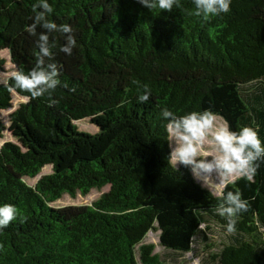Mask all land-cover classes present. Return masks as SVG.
<instances>
[{"label": "trees", "instance_id": "1", "mask_svg": "<svg viewBox=\"0 0 264 264\" xmlns=\"http://www.w3.org/2000/svg\"><path fill=\"white\" fill-rule=\"evenodd\" d=\"M35 3L0 0V70L5 50L16 72L35 67L47 31L32 32ZM49 3L48 19L70 24L77 46L69 56L60 51L64 34L49 33L55 46L44 67L60 69L51 93L34 98L14 76L0 85V139L6 130L14 138L0 147V204L26 218L0 231V264H264V161L251 179L225 184L221 193L239 191L248 201L228 232L217 212L222 195L169 163L161 115L209 110L264 141V0H232L228 13L207 21L188 14L193 0L171 12L138 0ZM14 93L27 102L7 126L1 111L12 108ZM46 166L50 174L27 184ZM106 186L90 205L52 206ZM153 231L160 253L145 242Z\"/></svg>", "mask_w": 264, "mask_h": 264}, {"label": "clouds", "instance_id": "2", "mask_svg": "<svg viewBox=\"0 0 264 264\" xmlns=\"http://www.w3.org/2000/svg\"><path fill=\"white\" fill-rule=\"evenodd\" d=\"M138 2L149 10H164L171 12L173 8H180L181 0H138ZM232 0H193L195 10L189 15L201 17L207 21L213 17H219L230 11ZM39 9L31 25L33 34L37 26L46 29L39 33L37 46L40 56L35 67L25 73L23 70L14 74L15 86L27 91L34 98L51 93L59 84L60 69L56 63H49L47 70L44 67V58L53 55L50 44L49 33L60 32L64 34L65 43L60 51L71 56L77 46V40L73 35L70 24L57 25L48 16L53 13V6L49 0H37L33 5ZM143 94L139 96L141 102H146L151 96L148 85H143ZM161 115L166 119V130L169 136V147L171 149L169 163L175 166L182 165L189 168L193 177L202 182L206 187L209 181H215L217 177L228 178L238 174L247 176L249 179L255 174L259 167L258 161H264V141L258 132L249 126H244L239 131H233L225 122L221 126L216 124V114L209 111H191L184 115H176L168 108L162 109ZM208 141L215 146L211 159L201 158L205 142ZM222 200L219 202L217 212L227 219V231L234 232L238 216L248 208V201L243 199L239 191H228L221 193ZM21 219L18 208L13 204H0V231L8 227L11 222Z\"/></svg>", "mask_w": 264, "mask_h": 264}, {"label": "rangeland", "instance_id": "3", "mask_svg": "<svg viewBox=\"0 0 264 264\" xmlns=\"http://www.w3.org/2000/svg\"><path fill=\"white\" fill-rule=\"evenodd\" d=\"M2 56L5 59V64L4 67L0 70V85L2 84H7V82L9 81V79L14 76V74L16 73V68L15 65L13 64L12 60H11V56L10 53L5 50L2 52ZM13 106L12 108L8 109V110H3L1 111V117L4 120L5 124L7 126L10 125V114L19 107L20 104L27 102V98H24L22 96L17 95L16 93H14L13 95ZM217 120H216V124L217 126H221L225 123V121L217 116ZM79 123V122H77ZM80 127H82V129L84 130H92L93 128H91V124H89L88 122H81L80 123ZM81 130V129H80ZM88 133H92L91 131H87ZM8 141H14V138L11 134L10 131L6 130L5 131V135L3 139H0V147ZM215 151V146L213 144H211L210 142L206 141L205 145H204V151H202L201 153V158H208L211 159V155L214 153ZM52 172V169L50 166H46L42 169V171L40 172V174L36 177V178H26L25 181L27 182V184H29L30 186H35V184L37 183V181L44 175L50 174ZM242 175H238V174H234L229 176L228 178H224L223 176L217 177L215 179V181H209V186L206 187L202 184V182L198 181L200 184H202L204 187H206L207 189H209L214 195L218 196L221 194L224 186L226 183L228 182H232L234 181L236 178L240 177ZM108 186L104 187L101 190L98 189H94L92 190L89 194L87 195H81V194H77L76 197H71L68 194H65L61 199H59L58 201L54 202L52 204V206L56 207V208H60V207H66V206H85V205H90L93 202H95L96 200H98L103 193H105L108 190ZM145 242L147 243H151L155 245V251L157 253H160L163 248L161 247V245L159 244V238H158V233L153 231L150 232L148 234V236L145 239ZM190 256V255H189ZM194 264H197V261L195 260Z\"/></svg>", "mask_w": 264, "mask_h": 264}]
</instances>
